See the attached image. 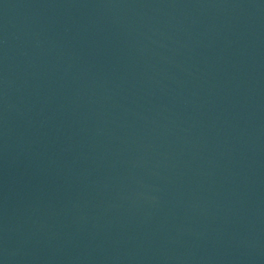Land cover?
Returning a JSON list of instances; mask_svg holds the SVG:
<instances>
[{
	"label": "water",
	"instance_id": "obj_1",
	"mask_svg": "<svg viewBox=\"0 0 264 264\" xmlns=\"http://www.w3.org/2000/svg\"><path fill=\"white\" fill-rule=\"evenodd\" d=\"M0 264H264V0H0Z\"/></svg>",
	"mask_w": 264,
	"mask_h": 264
}]
</instances>
